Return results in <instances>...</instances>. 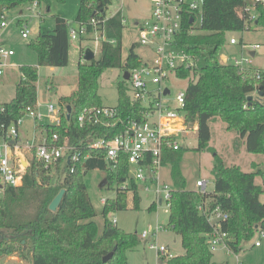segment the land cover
I'll list each match as a JSON object with an SVG mask.
<instances>
[{
    "label": "trees",
    "instance_id": "obj_1",
    "mask_svg": "<svg viewBox=\"0 0 264 264\" xmlns=\"http://www.w3.org/2000/svg\"><path fill=\"white\" fill-rule=\"evenodd\" d=\"M53 1L63 0H0V12L36 3L48 10ZM111 0H79L78 11L73 21L54 15V26L49 32H40L31 44L38 66L65 67L68 63V29L72 23L87 22V31L104 36L97 47L98 57L77 63V86L69 95L59 98L58 123L44 125L46 141L51 142L57 133L60 143L67 128L69 145L76 147L80 156L75 162L60 158L55 175L44 163L30 157L18 186L4 185L0 200V257L17 255L30 264H128L127 252L140 243L136 232L119 228L109 217L110 213L126 209L127 194L131 190L134 206L139 208L140 196L137 184L130 181L127 189H115L113 198L103 201L101 210L103 226L98 231L94 221L96 211L88 196L84 176L89 170L105 172L107 187L120 184L128 175V165L120 156L116 171H110L103 159V151L88 148L85 140L98 135L111 138L120 133L128 119H142L143 109L137 101L130 100L126 80L117 83L118 101L114 114L101 117L100 122L80 124L78 116L86 108L103 107L98 94V80L106 68L124 71L140 65L141 57L135 52L139 44L133 43L127 55L122 57L121 41L123 19L121 11L107 17L106 10ZM249 4L248 0H203L200 24L190 32L187 19L175 43L185 52L198 58V66L177 67L178 78H188L185 88L184 106L180 110L187 127L197 126V146L200 151L207 148L210 139L209 119L217 116L227 130L235 131L250 153L264 154V78L257 79L254 71L239 72L232 63L219 61L226 33L243 31L249 24L234 11ZM256 26L264 28V6L255 3ZM246 15V14H245ZM90 19L95 24L88 23ZM20 22V21H19ZM251 29V27H250ZM81 48V46H80ZM84 47L82 54L84 53ZM20 79L15 85L14 96L8 102H0V126H9L24 116L28 107L35 109L37 103V70L31 65L19 67ZM251 96L248 99V96ZM71 108L67 118L66 106ZM4 131L0 128V141ZM186 147L164 149L161 164L169 165L172 181L168 204L167 228L180 236L184 249L182 255L172 256L166 264H219L213 259L206 234L211 227L205 213L198 206L219 205L230 212L223 222L229 234L228 246L238 252L241 243L250 240L259 230L264 231V170L246 172L236 164L227 165L214 150L213 191L200 192L186 188V180L180 169V160ZM88 155V156H86ZM73 168L71 171L70 169ZM55 176V177H53ZM259 176L262 185L255 183ZM65 189L55 211L48 208L50 201L60 189ZM152 201L148 210L156 209ZM115 248V249H114ZM113 251L103 262V256Z\"/></svg>",
    "mask_w": 264,
    "mask_h": 264
},
{
    "label": "rangeland",
    "instance_id": "obj_2",
    "mask_svg": "<svg viewBox=\"0 0 264 264\" xmlns=\"http://www.w3.org/2000/svg\"><path fill=\"white\" fill-rule=\"evenodd\" d=\"M79 6V0H63L62 2L53 1L47 10L45 6H19L10 9L6 12L7 25L0 29V45L6 49H11L14 56L6 60L7 66L4 67L3 73L0 75V102H8L14 96L15 85L20 79L19 67L21 65H31L37 70V109L40 113H45L46 106L51 103L56 109L59 108V98L69 95L77 86V63L82 60V50L86 47L91 48L95 57H98V52L94 50V41L100 36L98 32H92L85 37L71 39L69 38V54L68 63L65 67H49L38 66L37 57L31 48V44L36 41L40 32H49L54 26V15H60L66 20L73 21L76 17ZM152 8L151 0H111V4L106 10V16L113 15L116 11H121L123 20L122 30V57L124 58L129 48L133 43L139 44L140 32L139 24L150 17ZM19 10L22 14H19ZM236 14L241 15V8L235 7ZM251 13L252 10H250ZM19 19V20H18ZM20 21V22H19ZM200 24V18L197 17L195 28ZM23 25L29 30L27 37L21 36ZM192 33L195 32L191 31ZM234 37L237 40L236 44H230L229 38ZM264 43V28L252 25L250 30L233 31L226 33V40L219 55V61L222 57H228L224 63H231V58L240 56H249L251 48L244 46L245 44ZM173 52L178 51L177 47H171ZM135 52L141 57L142 61H152L153 54L150 48L146 45H140L135 48ZM253 56V65L256 67L264 66V47L255 51ZM11 62H15L13 66ZM13 66V67H12ZM123 80L122 73L118 68H106L101 73L98 80V94L101 102L105 106H115L118 101L117 83ZM170 88V100L175 97L178 91L185 90L188 84V78H178L170 75V78L165 82ZM154 89L155 86H150ZM42 113V114H43ZM49 118H42L34 122L28 115L23 116L22 124L19 127L22 146L27 141H33L44 131L43 122ZM210 139L207 143V148L197 151L193 148L197 146V132L195 126L188 127V132L184 139L178 141L182 147L188 148L182 155L180 160V169L186 180V188L196 190V180H207V191H213V165L214 156L208 148L212 147L222 157L227 165L236 164L243 171L249 172L253 170L252 163L256 164L257 169L264 170V154L250 153L245 149L243 139L233 130H227L225 123L214 116L209 119ZM38 139L35 138V142ZM20 148L19 152L27 159L30 155L25 149ZM26 166L23 163V167ZM161 185L167 184L172 186L170 167L165 165L160 170ZM55 175V174H53ZM55 177V176H53ZM254 181L258 185H262L261 178L256 176ZM84 182L88 196L96 211L93 218L97 222L98 231L100 232L103 226V218L101 214L103 199L113 198L115 189L118 184L113 183L112 188L107 187L105 172L100 169L87 171L84 176ZM138 193L140 196L139 208H133L132 191L128 192L126 199V209L118 210L109 214V217L116 219V225L127 232H136L139 236L143 230L148 231L154 228L157 224L167 226L168 223V207L165 202H162L156 209L148 210L152 201H155L154 183L149 180L137 181ZM148 186V189H145ZM3 193L1 194V196ZM3 196L0 198V200ZM260 200L264 201V193L260 195ZM259 239V234L256 232L250 240L243 241L238 252L227 253L223 248H218L213 251V259L219 264H235L236 257L246 264H264V237L261 238L259 247L252 246L255 240ZM158 244L167 245L169 253L172 256L182 255L184 249L181 245L180 236L171 228H166L158 233ZM157 252L148 247L147 243L141 239L140 243L127 252L128 264H155L159 262ZM14 257H19L15 254L0 257V264H30L27 260L18 261ZM20 262V263H19ZM166 263V261H165Z\"/></svg>",
    "mask_w": 264,
    "mask_h": 264
},
{
    "label": "built area",
    "instance_id": "obj_3",
    "mask_svg": "<svg viewBox=\"0 0 264 264\" xmlns=\"http://www.w3.org/2000/svg\"><path fill=\"white\" fill-rule=\"evenodd\" d=\"M152 8L150 17L142 24H139V44L146 45L153 54L152 61H142L140 65L130 68L127 81L128 95L130 100L139 102L144 106L142 119H128L125 128L117 135L107 138L106 136L93 135L87 137L85 143L88 148L103 151V159L109 165L110 171L115 172L119 163L120 156H124L128 165V175L124 181L118 184V188L127 189L130 187V181H146L154 183L155 202L157 206L162 202L168 207L167 200L170 197L171 187L167 184L161 185L160 170L162 151L164 149H178L181 144L178 138L184 139L188 132V127L184 123V117L180 110L184 106L185 90L178 91L175 97L170 100V88L165 84L170 75H175L177 67L197 68L198 58L185 52L175 43L176 37L181 32V26L184 19L190 24V32L194 31V25L197 17L200 18V12L203 0H151ZM249 4L241 8V18H246L249 23L244 30H250L256 23V12L253 5L258 3L264 6V0H248ZM37 6L35 2L32 4ZM252 10L253 13L250 12ZM7 10L2 8L0 12V29L7 25L5 20ZM246 14V15H245ZM124 20V19H123ZM91 25L96 22L94 19L88 21ZM92 32H95L92 31ZM92 32L87 31V22H75L69 26L68 37L77 39L85 37ZM29 30L25 25L22 27L21 36L27 37ZM104 39L103 35L97 37L94 41V50L97 51L99 40ZM230 44H236L234 37L229 38ZM251 48L249 56H240L231 58V63L235 65L239 72L254 71L257 79L264 78V66L256 67L253 65V56L255 51L264 47V43L245 44ZM171 47H177L178 51L173 52ZM253 52V54H251ZM14 52L0 45V75L4 67L7 66L6 60ZM228 57H222L226 62ZM150 86H155L151 89ZM168 92H165V90ZM47 116L53 117L55 106L51 103L47 105ZM114 114V108L103 106L100 108H85L78 116L80 124L84 122L98 123L101 117H110ZM28 115L34 121H39L44 114L28 107L24 116ZM46 115V114H45ZM22 117H19L9 126L1 125L4 131L3 139L0 141V198L3 193L4 185L18 186L22 183V175L28 165V160L20 159L17 153L21 147L36 159L42 161L51 174H55L56 164L60 158L67 162H75L80 154L76 147L69 145L67 128H64L65 135L60 143L57 133H53L51 142L46 141V137L39 141H25L20 145L19 127L22 124ZM59 122V118H52ZM197 129V126L194 125ZM13 141L11 144L10 141ZM19 153V152H18ZM88 156V155H86ZM23 162L26 166L23 167ZM71 171L73 168L70 169ZM137 184V183H136ZM197 191L204 192L207 187V180L197 179ZM148 189V186H145ZM131 191V190H130ZM129 191V192H130ZM104 199L102 200V202ZM198 209L205 213L211 230L206 234V241L211 251L223 248L227 253L233 252L228 246L229 234L223 230L222 224L230 217V212L222 210L219 205L210 206L203 201ZM112 222L116 224V219L112 217ZM165 225L157 224L148 231L143 230L139 234L140 240L143 239L149 248L157 252L159 262L155 264H166L165 261L171 258L167 245L158 244L157 237L160 231L165 230ZM259 239L252 244L254 247L261 245V238L264 237V231L259 230ZM235 264H246L239 260L235 255Z\"/></svg>",
    "mask_w": 264,
    "mask_h": 264
},
{
    "label": "water",
    "instance_id": "obj_4",
    "mask_svg": "<svg viewBox=\"0 0 264 264\" xmlns=\"http://www.w3.org/2000/svg\"><path fill=\"white\" fill-rule=\"evenodd\" d=\"M251 54H253V52H251ZM95 56V53L94 51L89 48V47H86L85 50H84V53H83V56H82V59L84 61H89L90 59H92L93 57ZM128 77H129V74H128V71H124L123 74H122V78L124 80H128ZM165 92H168V90L166 89ZM251 96L249 95L248 96V99H250ZM66 111H67V118H69V115H70V111H71V108L69 105L66 106ZM10 143L12 144L13 141L11 140ZM25 163V162H23ZM65 193V189H60L58 191V193L53 197V199L50 201L49 205H48V208L51 210V211H55L57 210L60 202H61V199L63 197ZM115 249V248H114ZM112 253L113 251L109 252L108 254H106L105 256H103V259L102 261L103 262H106L111 256H112Z\"/></svg>",
    "mask_w": 264,
    "mask_h": 264
},
{
    "label": "crops",
    "instance_id": "obj_5",
    "mask_svg": "<svg viewBox=\"0 0 264 264\" xmlns=\"http://www.w3.org/2000/svg\"><path fill=\"white\" fill-rule=\"evenodd\" d=\"M10 10V9H9ZM9 10H7V12L9 11ZM19 14H22V11L21 10H19ZM19 20V19H18ZM68 54H69V52H68ZM12 56H14V54L12 55ZM12 56H10V57H12ZM83 56V55H82ZM83 60V59H82ZM78 61H81V59H80V48H79V60ZM11 64H13V66H15L16 65V63L15 62H11ZM12 66V67H13ZM20 73V72H19ZM46 108H47V106H46ZM37 109V103H36V107H35V110ZM43 113V112H42ZM44 114V117L43 118H49L48 119V121H46V122H43L42 124H44V125H46V124H49V123H57V121H55V119H52V118H58V109H56L55 108V111H54V115H53V117L51 118L50 116L48 117L47 116V110H45V113H43ZM46 114V115H45ZM34 121V120H33ZM34 122H36V121H34ZM44 125H43V129H44ZM19 137H20V139H21V136H20V130H19ZM35 138H37L38 139V141L37 142H39V141H41V140H43L44 138H45V135H44V131L42 132V134L40 135V136H38V137H35ZM35 138L33 139V141L35 142ZM19 152V151H18ZM15 153V154H18L19 155V157H20V159H25L26 160V158L19 152V153ZM168 247V246H167ZM169 249V248H168ZM15 259H16V261H18V259H19V257H14ZM21 260V259H20ZM20 263V262H19Z\"/></svg>",
    "mask_w": 264,
    "mask_h": 264
}]
</instances>
